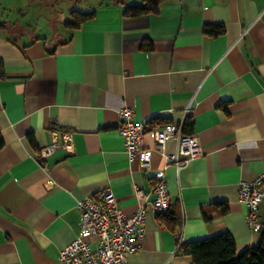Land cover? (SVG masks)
<instances>
[{"label":"crops","instance_id":"obj_1","mask_svg":"<svg viewBox=\"0 0 264 264\" xmlns=\"http://www.w3.org/2000/svg\"><path fill=\"white\" fill-rule=\"evenodd\" d=\"M142 3L92 0V16L68 27L75 7L62 20L57 0H0V264H60L80 232L76 202L105 188L127 215L142 203L136 191L145 195L146 231L126 264H192L179 245L220 232L237 252L257 243L238 187L264 173V0H162L124 14ZM217 23L223 34L203 33ZM123 106L146 122L148 166L125 152ZM187 120L201 153L165 169L181 220L170 228L151 211V175L175 142L161 148L152 131L178 123L186 133ZM65 132L72 152L41 160L40 148ZM258 217L264 228V202Z\"/></svg>","mask_w":264,"mask_h":264},{"label":"built area","instance_id":"obj_2","mask_svg":"<svg viewBox=\"0 0 264 264\" xmlns=\"http://www.w3.org/2000/svg\"><path fill=\"white\" fill-rule=\"evenodd\" d=\"M146 131V122L134 120V109L123 106L118 110L117 132L121 137L129 159L137 157L143 166H148L153 149L142 146ZM155 143L163 148L167 141L175 142V150H161L164 158L162 167L152 172L155 197L151 202V211L157 216L166 214L172 200L164 181L165 169L169 164L180 168L188 160L200 155L198 139L193 134H185L182 125L166 123L152 131ZM72 134L65 132L58 140L53 138L42 146L38 157L42 160L57 148L72 152ZM137 197L142 201L139 209L132 214H124L117 204V199L109 188L101 189L76 202L81 214L80 232L59 251L60 264H126L129 253L138 250L145 234L147 210L143 199L145 195L139 189ZM239 199L246 205L245 220L256 231L262 229L258 211L264 202V173L251 181H241L238 187ZM90 238H93L91 241Z\"/></svg>","mask_w":264,"mask_h":264},{"label":"trees","instance_id":"obj_3","mask_svg":"<svg viewBox=\"0 0 264 264\" xmlns=\"http://www.w3.org/2000/svg\"><path fill=\"white\" fill-rule=\"evenodd\" d=\"M161 1L143 0L140 5H128L125 7L124 14L136 16L148 13ZM92 14V12L72 11V20L65 22V25L75 27L80 22L89 19ZM224 31L225 27L220 23L203 26V33L209 37L219 36ZM190 124L189 120L184 124V131L187 134ZM2 146L3 140L0 136V148ZM157 217L160 222L165 223L170 228L181 225L180 216L171 208L166 214ZM179 249L191 257L192 264H264V228L260 230L257 243L240 252H237L235 240L228 232H220L201 240L180 244Z\"/></svg>","mask_w":264,"mask_h":264},{"label":"rangeland","instance_id":"obj_4","mask_svg":"<svg viewBox=\"0 0 264 264\" xmlns=\"http://www.w3.org/2000/svg\"><path fill=\"white\" fill-rule=\"evenodd\" d=\"M26 1V0H25ZM58 1V7L61 10V15L59 14V18L62 20L67 18L66 13H68V9L71 7H75V9L86 12L89 11L88 4L92 2V0H83V2H79L75 5L72 4V0H57ZM65 17V18H64Z\"/></svg>","mask_w":264,"mask_h":264}]
</instances>
